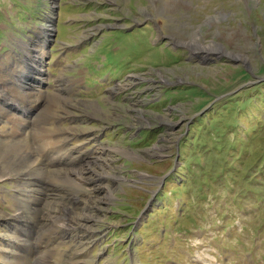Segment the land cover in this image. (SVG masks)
<instances>
[{
    "label": "rangeland",
    "instance_id": "rangeland-1",
    "mask_svg": "<svg viewBox=\"0 0 264 264\" xmlns=\"http://www.w3.org/2000/svg\"><path fill=\"white\" fill-rule=\"evenodd\" d=\"M0 164V264H264V0H0Z\"/></svg>",
    "mask_w": 264,
    "mask_h": 264
},
{
    "label": "bare ground",
    "instance_id": "bare-ground-1",
    "mask_svg": "<svg viewBox=\"0 0 264 264\" xmlns=\"http://www.w3.org/2000/svg\"><path fill=\"white\" fill-rule=\"evenodd\" d=\"M218 20H220V17L213 16V17H209V19L206 22L207 23H212V22H215V21H218ZM197 33H200V32L198 31ZM47 38H48V30H46L44 32L42 31V35H41L40 39L36 40L37 41V47L36 48H32V46H29L27 44V42H23V43L19 44L20 45V48H22V51H23L22 58L19 61L21 62V60H24V62H25L24 70H27V71H25V73L23 72L22 75H21V73H18L19 75H21L20 77H17V76H14V75L11 77L12 80H13L12 82L14 84H17V86L19 87V88H17V89H19V91H21L23 88H27L30 85L29 84L30 79H32V78L36 79L37 78V75H40L42 73L43 70L42 69H39V67H42V65L44 63V61H43L44 60V54H45L44 48H45V44L47 43V40H46ZM176 45L177 46H180L181 45V46H185L186 48H190L193 52H195V53L197 52V54L202 55L203 58L209 57L210 55L213 56V54H216L217 55L218 53L221 54V55H223L224 52L227 53V54H229V55H232L235 58H238L233 53L228 52L227 50H225L220 44H217L216 42H213V43H210L209 45H205L202 42H198L197 37L194 38L193 41H186V40L177 41L176 40ZM36 71L38 73L34 74L33 72H36ZM123 87L124 86H121V88H123ZM114 91L116 93V89H114ZM21 105H22L21 107H23V108L26 107L25 104H23V103ZM16 107H20V106L19 105H16ZM40 140H41V137H40ZM46 146L47 147H50V149L52 147H58V146L60 147V145L57 144V143H54V144L49 143V145L47 144ZM23 149L24 148H22V146L21 147H14L13 146L12 148L7 149L8 152H7V156L5 158V161L8 163V167H6V171L5 172H7L8 175H11V173H12L11 171L18 170V169H20V168H22L24 166V164L22 163V161H21L20 158H23L24 161L29 162V159L32 157V154L29 151H26L25 149L24 150ZM102 151H103V149L99 150V154L97 153V155L93 157L94 159L93 160L91 159L92 161L91 160L88 161V168H85L84 167L81 170H76L74 168H69L68 171L65 170L64 172H62V173H64L63 174L64 175L63 178L65 177V179H66L67 182H72L76 186H80V187H82V185H83L82 183L90 182V181L91 182L92 181L98 182L100 180V178H102V179L106 178V175L105 174H95V172H92L93 171L92 170V167L94 165H97L99 163L98 161L101 159V153L100 152H102ZM52 152H54V151H52ZM10 153H14L15 157H10L9 156ZM16 157H18V159H16ZM49 161H51V158L48 159V162ZM1 166H2V164H0V168H1ZM27 171L28 170H25V171L21 172L20 174L15 175V177L18 179L19 177L24 176L25 174H27ZM28 172H30V171H28ZM90 173L91 174L93 173V175H91L90 177H87L86 175L87 174H90ZM94 175H97V177L94 176ZM31 179H32V177H31ZM53 179H54V177H53ZM106 179H108V178H106ZM112 180L115 181V182H117V181L121 182L122 179H120L118 177H115V178L112 177ZM102 187L103 186H99L98 185V187H95V190L98 191V190L102 189ZM95 203H96V200L95 199H92V198L88 197V203L86 204V206H91L92 207ZM18 209L19 208H17V211H18ZM68 210L67 209H64L63 211H60L59 212L60 214H58V216H56L54 219H53V217L50 216L51 220L53 219L54 222H55L57 218L58 219L59 218L60 219L63 218L64 219V221H63V227L70 228L73 225L79 226L81 222H84L85 219H87V216L86 215L85 216L77 217V216H74L71 213H68ZM17 213L14 214L13 216H14V218L17 217L18 220H19V218H21V216H20V214L18 215ZM44 216H47V214L44 215ZM70 219H72V220H70ZM65 220L67 222H65ZM68 220H70V222H68ZM56 224L57 223H54L53 226H55ZM57 226H58V224H57ZM22 262H23V259H21L20 260V263H18V264H21Z\"/></svg>",
    "mask_w": 264,
    "mask_h": 264
}]
</instances>
